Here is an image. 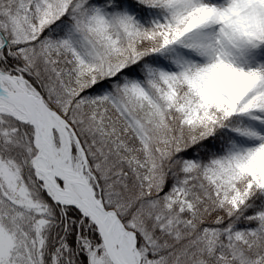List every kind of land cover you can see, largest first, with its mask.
Instances as JSON below:
<instances>
[{
  "label": "snow or ice",
  "instance_id": "1",
  "mask_svg": "<svg viewBox=\"0 0 264 264\" xmlns=\"http://www.w3.org/2000/svg\"><path fill=\"white\" fill-rule=\"evenodd\" d=\"M0 264H264V0H0Z\"/></svg>",
  "mask_w": 264,
  "mask_h": 264
}]
</instances>
